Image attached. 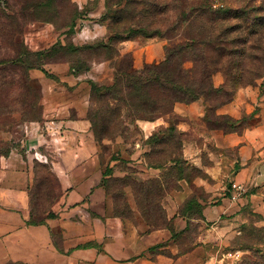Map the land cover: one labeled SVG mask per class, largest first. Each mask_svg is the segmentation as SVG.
Segmentation results:
<instances>
[{
    "label": "rangeland",
    "instance_id": "rangeland-1",
    "mask_svg": "<svg viewBox=\"0 0 264 264\" xmlns=\"http://www.w3.org/2000/svg\"><path fill=\"white\" fill-rule=\"evenodd\" d=\"M98 1L101 0H0V61L12 59L16 55L14 44L15 46L22 44L31 52H49L46 64L41 70L33 69L26 73L20 67L13 69L11 66L9 68L0 66V137L10 133L19 140L25 136V127L31 126V123H40L41 127L45 128L43 132L46 137L49 126H54L47 125L50 120L49 117L46 118V112L49 101L56 97L55 93H66L67 96L73 97L68 99L65 95L67 101L80 98L84 107L83 113L91 124L90 133L102 151L100 157L104 173L109 168L105 185L107 192L114 196L118 204V212L126 218H133L136 214L140 219L144 221L149 219L161 227H166L167 222H172L170 224L173 226V218L169 216L168 198L179 192L182 184L188 185L190 197H197L205 202H210V194L208 195L204 187L194 182L200 180L207 181L211 186L216 184L204 170L196 167L195 159L186 160L183 145L189 137L181 136V149L175 137H171L167 144L161 146L149 144L152 135L146 138L138 124L144 120L136 119L127 108L121 107L120 114L113 118L110 135L98 141L88 114L99 110L107 119L109 117L107 110L117 107V102L111 98L94 96L92 83L112 86L118 73V65L122 64L121 67L123 66V70L126 71H140L165 61L163 49L162 60L158 61L155 57L152 63L144 64L142 69H137L133 53L121 54L122 48L126 47L125 44L130 46L134 44L132 52H136L137 49L150 45L155 47L160 43L165 47L168 41L159 37L137 36L129 41L112 43L109 26L111 25L114 32L122 31L124 27L164 30L168 23L172 24L177 20L180 0H158L157 14L148 16L144 15L142 6L136 7L142 0H135L136 5L131 6L130 11L113 14L121 19L120 24L117 23L113 27L111 21L114 20V16L106 17L105 6L103 10L96 11ZM165 3H170L168 9L170 13L166 11L163 13V9H166ZM213 6L230 9L231 13L244 9L242 12L244 18L238 21L231 16L228 25L235 26L241 23L251 40L253 38L250 24L255 19L261 25L258 37L264 48V0H215ZM116 9L119 10L114 8V11ZM72 23H75L73 32L69 26ZM137 44L140 47H137ZM96 47L100 48L95 50ZM73 48L78 50L73 51ZM31 61L36 60L33 58ZM227 61L226 58L223 63L228 64ZM103 63H108V68H101ZM247 65V75L264 72L263 64ZM72 67H77L82 73L74 72ZM106 74H109L112 80ZM217 78L221 82L224 81L219 87H223L225 91L207 98L208 115L213 122L218 121L217 115L215 116L218 107L234 101L242 89L256 90L260 98L264 99V79L257 80L252 85L241 86L233 83L222 73H217L213 77L215 87L218 83ZM155 96L158 98V94ZM158 102L162 101L158 98ZM250 102L255 105L252 100ZM166 103L168 108L165 107V110H171L169 102ZM68 116L75 117V114L68 112ZM164 117L171 123L170 125L186 121L176 116L174 112ZM241 119L246 120L239 130L241 132L256 122V119L245 113ZM192 124L198 129L199 134L213 125L207 121H204L203 128L199 124L196 125L197 122ZM163 131L165 128H160L153 135H159ZM160 136L162 137V134ZM12 145L13 141L7 143L0 140V153ZM198 145L202 152L199 151L198 155L202 156V163L205 165L212 164L208 154H213L212 157L217 156L219 161L224 155L233 158L238 151V148L218 150L212 143L206 146L201 140ZM44 150L55 152L57 147L46 143ZM220 154L223 156H219ZM175 158H181L185 162L186 179H181L178 175L182 164H175L173 162ZM38 159L41 162L34 163L36 177L31 191L30 206L34 222L44 221L54 215L57 202L63 194L51 165L40 156ZM165 161L163 168H158V165ZM236 170L237 167L231 168L227 170L229 173L226 177L222 175L225 178L221 179L223 182L220 187L213 188L216 196L212 201H219L223 194L228 193L231 187L229 179ZM186 201L179 207L178 213L184 208ZM263 229L264 215L251 209L245 211L236 221L229 219L216 225L212 230L213 234L204 237V241H208L204 264H264ZM207 230L202 222L193 221L191 230L180 237L182 252L191 250Z\"/></svg>",
    "mask_w": 264,
    "mask_h": 264
},
{
    "label": "crops",
    "instance_id": "crops-1",
    "mask_svg": "<svg viewBox=\"0 0 264 264\" xmlns=\"http://www.w3.org/2000/svg\"><path fill=\"white\" fill-rule=\"evenodd\" d=\"M97 5L96 11L103 10L105 1H98ZM124 46L121 54L133 53L137 69L152 63L155 57L158 61L164 57L162 43L136 52H132L134 44ZM137 47L140 46L137 44ZM107 65L103 63L100 67L108 68ZM217 80L216 87L224 84L219 78ZM55 94L46 112L50 120L47 125L54 126H49L46 137L40 123L27 125L25 136L19 140L10 133L0 137L1 141L14 143L10 154L0 157V264H204L208 249L204 237H210L216 225L229 219L236 221L249 209L264 215V99L258 91L242 89L234 101L217 110V115H228L236 120L244 113L253 116L255 124L241 133L205 129L199 134L192 123L204 127V100L174 106V114L186 119L175 125L179 132L189 137L183 145L186 160L195 159L196 167L216 182L214 186L207 181L194 182L210 194V202L198 200L203 206L204 219L192 221L202 222L208 230L186 252H182L180 239H174L169 229L150 230L136 214L133 218L115 214L114 200L101 185L102 151L90 133L91 124L83 113L82 101L80 98L67 101L66 93ZM68 112H74L75 117L68 116ZM138 124L149 138L171 123L160 117ZM200 140L206 146L212 143L218 150L238 148V151L233 158L224 155L219 161L217 156L208 154L212 164L205 165L198 155L199 151L202 153L198 145ZM46 143L54 144L57 150L45 152ZM38 156L51 165L63 194L54 211L56 217L42 224H31V191L36 177L34 163L40 161ZM236 167L229 182L244 185L247 194L235 201L229 190L219 201H212L216 196L213 188L220 187L221 179L229 173L227 170ZM187 186L182 184V189L168 198L175 233L188 226V219L178 213L191 195Z\"/></svg>",
    "mask_w": 264,
    "mask_h": 264
},
{
    "label": "trees",
    "instance_id": "trees-1",
    "mask_svg": "<svg viewBox=\"0 0 264 264\" xmlns=\"http://www.w3.org/2000/svg\"><path fill=\"white\" fill-rule=\"evenodd\" d=\"M157 1L142 0L136 5L135 0H106L105 15L107 17L113 14L126 13L134 5L136 7L142 6L144 15L146 16L155 15L158 8ZM213 1L215 0H180L177 20L172 24L168 23L164 30L151 29L149 27H124V29H121L122 31L114 32L111 25L109 26V32L111 33L110 41L112 43L114 41L125 42L137 36H145L147 38L159 37L165 39L168 41V44L164 47L166 56L163 63L157 66L146 67L140 71L123 70V66L121 67L122 64H120L118 65V73L112 86H99L96 83H92L94 96L98 98H111L117 102L116 108H109L107 110L106 113L109 115L107 119V116H104L99 110L88 114L98 141L105 138L113 129V125H111L113 118L120 114L123 107L127 108L136 119L154 121L167 114H173L174 106L178 103L191 104L204 100L206 104L207 98L224 93L223 87H215L214 85L213 77L217 73H222L226 78L231 79L233 83L241 86L252 85L257 80L264 79V72L257 75H247L246 73L248 63L264 65V48L260 37H258L261 25L255 19L252 21L250 28L253 39L250 40L248 33H246L241 23L235 26L228 25L231 16L241 21L244 18V14L242 13L244 9L231 13L232 10L224 7L214 8ZM164 7L166 9H163V13L165 11L169 12L170 3H165ZM114 8H119V10L117 11L116 9L114 11ZM113 16L114 20L111 21L112 27L121 22L120 18L115 15ZM69 26L71 32H73L75 23ZM14 47L17 50L16 55L12 59L1 60V67L9 68L11 66L13 69L20 67L27 73L33 69L41 70L46 64L48 51L31 52L22 44L17 46L14 44ZM99 48L96 47L95 50ZM77 50L73 48V51ZM33 58L36 61H31ZM226 58L228 59V64L223 63ZM72 70L82 73V70L77 67H72ZM155 94H158V98L162 102H158ZM166 102H169L171 110H165ZM166 108H168V105ZM208 113L209 109L206 106L204 121L213 124L208 129L222 130L226 134L241 132L239 130L246 121L245 119L236 120L228 115H217L215 113V116L217 115L216 120L218 121L213 122ZM175 125H170L168 128H165V131L160 132L162 137L160 136L161 134L152 135L149 139V144H154L156 147L161 146L167 144L171 137H175L181 149V136L183 134L178 131ZM11 149L12 146L3 150L0 153V157H7ZM173 160L175 164H182L178 175L181 179H186L184 174L185 162L181 158ZM165 163L166 161L158 165V168H163ZM108 170L109 168L104 173L101 182L106 192L105 183L107 181L105 180L109 176ZM108 195L110 194L108 193ZM110 196L114 200L115 214L126 218L118 212V204L114 196ZM198 200L197 197H190L186 201L184 208L180 211V215L188 219L187 228L180 233H175L172 224H170L172 222H167L166 227H161L149 221V219H146L145 223L150 230L169 229L172 231L174 239H180V237L191 230L193 219H204L203 206ZM54 217H56L55 214L47 219ZM29 222L31 224H42L45 220L34 222L30 213Z\"/></svg>",
    "mask_w": 264,
    "mask_h": 264
},
{
    "label": "built area",
    "instance_id": "built-area-1",
    "mask_svg": "<svg viewBox=\"0 0 264 264\" xmlns=\"http://www.w3.org/2000/svg\"><path fill=\"white\" fill-rule=\"evenodd\" d=\"M230 193L232 194V200H239L247 194V188L244 185L233 182L230 187Z\"/></svg>",
    "mask_w": 264,
    "mask_h": 264
}]
</instances>
